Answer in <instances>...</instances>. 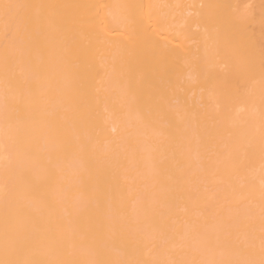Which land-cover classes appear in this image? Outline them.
<instances>
[{"label":"bare ground","instance_id":"1","mask_svg":"<svg viewBox=\"0 0 264 264\" xmlns=\"http://www.w3.org/2000/svg\"><path fill=\"white\" fill-rule=\"evenodd\" d=\"M0 264H264V0H0Z\"/></svg>","mask_w":264,"mask_h":264}]
</instances>
